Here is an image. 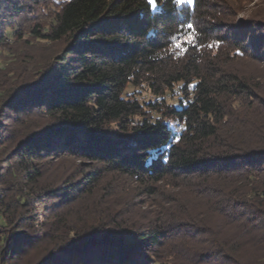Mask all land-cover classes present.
Wrapping results in <instances>:
<instances>
[{"label":"trees","instance_id":"1","mask_svg":"<svg viewBox=\"0 0 264 264\" xmlns=\"http://www.w3.org/2000/svg\"><path fill=\"white\" fill-rule=\"evenodd\" d=\"M238 12L0 0V264H264V15Z\"/></svg>","mask_w":264,"mask_h":264},{"label":"rangeland","instance_id":"2","mask_svg":"<svg viewBox=\"0 0 264 264\" xmlns=\"http://www.w3.org/2000/svg\"><path fill=\"white\" fill-rule=\"evenodd\" d=\"M238 6V14L235 17V21L245 19L247 17H253L255 13H261L264 15V0H234ZM20 25L26 26L27 23L24 20L19 21ZM25 39H29L28 35ZM179 85L174 88L172 93L166 94L164 97L166 103L169 105H175L177 99L181 97L178 93ZM126 96H134L141 104L153 101L154 98L149 95L144 89H134L128 86L125 90Z\"/></svg>","mask_w":264,"mask_h":264},{"label":"snow or ice","instance_id":"3","mask_svg":"<svg viewBox=\"0 0 264 264\" xmlns=\"http://www.w3.org/2000/svg\"><path fill=\"white\" fill-rule=\"evenodd\" d=\"M172 2L176 5L177 8L180 6H192L194 0H172ZM146 4L148 7L152 8L154 11L158 9V0H146ZM189 29H192L193 25H187Z\"/></svg>","mask_w":264,"mask_h":264}]
</instances>
